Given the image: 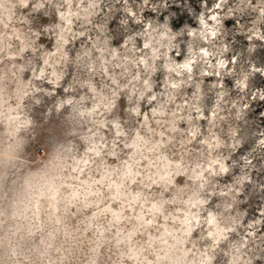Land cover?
<instances>
[{
    "label": "clouds",
    "instance_id": "obj_1",
    "mask_svg": "<svg viewBox=\"0 0 264 264\" xmlns=\"http://www.w3.org/2000/svg\"><path fill=\"white\" fill-rule=\"evenodd\" d=\"M258 24L264 0H0V264H264Z\"/></svg>",
    "mask_w": 264,
    "mask_h": 264
},
{
    "label": "rangeland",
    "instance_id": "obj_2",
    "mask_svg": "<svg viewBox=\"0 0 264 264\" xmlns=\"http://www.w3.org/2000/svg\"><path fill=\"white\" fill-rule=\"evenodd\" d=\"M235 2H237V0H230V4L231 3H235ZM254 2H255V0H254ZM208 3H209V7H211L212 6V0H208ZM198 11H199V8L197 9V12ZM189 23H192V21H189ZM208 23H209V25H211L212 21L209 20ZM233 23L234 22L231 21V20L226 21V26L227 27H231L233 25ZM193 26H196V25L193 23ZM248 26L252 27L251 23H248ZM257 26L264 28V24H258ZM185 40L187 41V37H185ZM227 42H228V34L222 30L221 35L217 36L216 39H214L211 44H207L204 41H200L199 42V48H207L210 51H214V52L217 53L216 56L209 57L210 59H212V62L214 64L217 63V60L220 59V58L227 59V60L230 61L231 60V54H224V55L221 56L220 53H219V50L222 49L223 44L227 43ZM256 43L258 44L259 42H256ZM230 47H232V45H230ZM195 50H198V48L195 49ZM183 55L187 56V48H186V46L183 49ZM173 56H175V52H173ZM253 59L257 62V64H259L261 62H264V53L257 52L256 54L253 55ZM240 63H243V60ZM231 66L232 65L229 64V67H231ZM201 68H207V66L204 65L202 62H201L200 65L197 66L196 71H195V79L197 81L200 79L199 71H200ZM237 69H238V71L242 72V70L240 69V64L239 63L237 65ZM213 71H215V70H213ZM174 78L177 79V80L186 79L187 78V74H185L184 77H174ZM223 78L226 79V80H233V81L236 79L235 76H233V77H223ZM220 79H221V77H217L215 75H213L212 77H204L205 91L209 92V88H210L211 84L219 83ZM228 83H231V82L228 81ZM192 90L193 89L191 87H188L187 85L182 86V91H187L189 94H191ZM218 91H220V89H214L211 92H209L208 98L205 101V103L208 105L209 108L211 107V105L213 104L214 100L216 99L215 93L218 92ZM232 95H235V92H233ZM226 99H227V97H226ZM206 114H207V112H206Z\"/></svg>",
    "mask_w": 264,
    "mask_h": 264
},
{
    "label": "snow or ice",
    "instance_id": "obj_3",
    "mask_svg": "<svg viewBox=\"0 0 264 264\" xmlns=\"http://www.w3.org/2000/svg\"><path fill=\"white\" fill-rule=\"evenodd\" d=\"M211 19H212V20H215V17H212ZM212 35L214 36V35H215V33L213 32V33H212Z\"/></svg>",
    "mask_w": 264,
    "mask_h": 264
}]
</instances>
